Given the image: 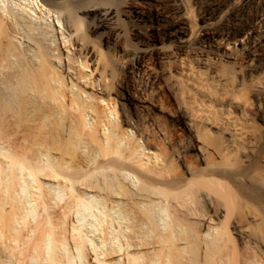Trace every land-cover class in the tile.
Masks as SVG:
<instances>
[{
  "label": "bare ground",
  "instance_id": "6f19581e",
  "mask_svg": "<svg viewBox=\"0 0 264 264\" xmlns=\"http://www.w3.org/2000/svg\"><path fill=\"white\" fill-rule=\"evenodd\" d=\"M58 1L0 0V264H264V143L246 132L239 172L233 144L190 129L191 146L175 155L182 170L169 171L150 136L147 144L135 138L104 98L111 96L107 66L98 47L79 41L77 23L84 20L107 50L122 38L139 45L120 61L126 77L148 70L147 57L177 59V50L225 85L213 60L238 63L235 46L256 54L264 16L242 40L219 28L264 0H225L200 27L185 0L119 8L63 0L73 12ZM162 4L174 17L164 31ZM43 13L51 25H41ZM70 50L91 59L95 75Z\"/></svg>",
  "mask_w": 264,
  "mask_h": 264
},
{
  "label": "rangeland",
  "instance_id": "374dc122",
  "mask_svg": "<svg viewBox=\"0 0 264 264\" xmlns=\"http://www.w3.org/2000/svg\"><path fill=\"white\" fill-rule=\"evenodd\" d=\"M127 1L129 0H83L80 2V6L92 2L96 5L119 8ZM224 1L185 0L189 10V20L194 22L195 26L200 27L203 23V16L213 14ZM38 2L40 0H35V4ZM58 5L66 12L75 11L74 7L66 1L60 0ZM263 8L253 9L251 14H247L244 19L239 21L230 20L222 25L219 28L221 31H219L228 34L233 42L234 39H244L247 34L259 27V17L262 14L264 16ZM158 12L164 21L162 24L164 31L174 19L171 15L173 7L162 4L159 5ZM43 14V17L40 15L41 17L38 19L41 20V25H51L52 18ZM77 23L80 30L79 41L87 47H98L101 59L107 66V84L111 90V96L109 98L104 96V98L109 99L119 121L126 120L135 138H138L143 144H147L146 133L150 136V140L156 146V151L169 160V171L182 170L175 155L191 146L194 134L190 132V129H199L200 131L203 129L202 131L208 132V135L211 133L212 138L220 137L218 140H222L223 144L228 146L233 144L231 149L233 148L237 154L234 155L240 164L238 166L239 164L235 160L236 168L239 172L245 170V153H247L249 143L245 135L246 132L252 131L256 140L264 143V88L262 87L264 42L255 52L256 54H252L251 57H247L238 46H235L239 56L238 63L224 58V60H213L214 63L216 61L214 66L217 72L219 71L228 80L225 85L217 84L216 79L198 57L191 53L177 52V50H175L176 54L179 53L175 55L178 57L177 59L169 61L165 56H162L166 60L162 59L163 61L159 62L155 61L156 57L154 56V58L147 57L145 62L149 67L148 70L141 69L139 75L126 77L120 61L128 56L127 54L138 49L139 45L134 41H129L130 39L128 42L122 38L115 43L113 49L107 50L91 35L84 20H78ZM122 26L128 30V25L123 23ZM163 44L165 47H172L168 40ZM70 51L72 60L79 58L81 62L85 61L87 68L92 73L94 72L95 67L92 65L91 59L79 57L77 51L75 53ZM165 68H171L172 74H163ZM126 92L132 95L131 99L125 98ZM145 98L149 99L155 107L144 106L142 102ZM241 103H247V110L242 111L238 108V104ZM188 156L192 158L193 162H196L193 153ZM194 164L198 166L197 162ZM246 164L248 165V162Z\"/></svg>",
  "mask_w": 264,
  "mask_h": 264
}]
</instances>
